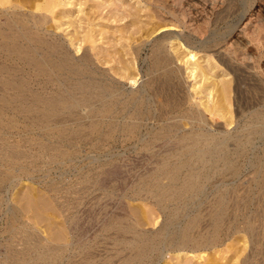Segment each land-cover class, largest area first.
<instances>
[{"label":"bare ground","instance_id":"bare-ground-1","mask_svg":"<svg viewBox=\"0 0 264 264\" xmlns=\"http://www.w3.org/2000/svg\"><path fill=\"white\" fill-rule=\"evenodd\" d=\"M130 1L100 0L99 5H105L102 11L107 8L103 16L102 11L95 15L97 6L84 13L85 22L74 25L69 12L75 6L82 12V0H0V133L22 132L24 140L38 151L32 155L34 161L40 157L53 162L70 148L72 164L82 158L76 150L78 143L101 148L97 152L104 163H110L111 146L120 138L135 134L139 150L147 149L154 138L169 139L174 146L157 157L147 184H142L166 213L165 223L147 232L132 221L133 225L113 218L95 242H70V264H157L162 260L163 264H222L224 255L214 252L208 256L206 249L220 239L216 233L229 209L227 202L254 196L264 203V154H250L264 135V107H259L264 106V99L252 97L243 88L245 67H254L252 60L264 47V0H251L259 1L254 12L244 10L246 1L237 22L224 24L229 28L225 43L211 31V19L228 12V0ZM127 17L119 37L111 39L104 27L97 28L103 19L111 23ZM69 27L74 30L58 38V31L64 33ZM213 53L230 65L219 67ZM108 63V68L101 67ZM256 71L264 80L262 70ZM139 74L143 78L130 87L128 83L135 82ZM189 79L193 83L188 84ZM214 122L217 130L212 129ZM220 122L232 126L231 130L218 129ZM142 125L144 132L139 131ZM230 143L233 148H228ZM20 148L7 139L0 145V151L15 164L24 156ZM90 153L86 164L103 162ZM246 157L251 167L242 171L239 159ZM214 174H227L226 178L229 175L238 184L234 181L237 185L232 189L225 183L216 187L205 207L196 198ZM25 202L37 211L48 206V201L29 189ZM180 215L186 216L183 225L171 230ZM203 217L211 229L199 230ZM22 231L26 235L23 254L33 248L31 260H48L57 251L37 233L27 228ZM234 258L227 262L229 257L226 264H234Z\"/></svg>","mask_w":264,"mask_h":264},{"label":"rangeland","instance_id":"rangeland-1","mask_svg":"<svg viewBox=\"0 0 264 264\" xmlns=\"http://www.w3.org/2000/svg\"><path fill=\"white\" fill-rule=\"evenodd\" d=\"M228 1L227 4L228 6L230 5V7H227V5H225L227 8L224 7L226 9L230 8L228 9V14L226 13V10L225 12L221 13L220 16L218 14L216 16V19L214 18L213 14H209L210 17L213 16L212 18H214V21L213 19H210L213 24H215L213 25L211 22V31L215 32L217 38L219 36L220 39L226 38L224 40L222 39V43H225V41L228 40L227 38L229 37V28L227 26H224V24L226 23L225 25H230L234 21V23L237 22V15L240 14V11L245 8L244 6H246V1L250 5L247 4L248 8L246 6L244 10L249 9L250 12H254L253 10L257 7L256 3H259V1H254L252 3L251 0H239L241 3L240 4L237 3V0H232V2L235 1L233 5L232 2L231 4ZM82 2H84V4L82 5V7H84V10L82 12H77L78 6L71 8V11L69 12V19L70 17L75 18V22L73 23L74 25H79L80 22H85L84 13L86 11L91 13L90 9L96 8L98 6L95 15L99 16L100 11H102V8L105 6L99 5L100 0H82ZM132 2L133 0L130 1V3ZM240 5H242V7ZM67 7L70 8V4ZM231 7L233 8V10ZM105 9L102 11V16L103 14H105ZM131 10L134 11L133 8ZM229 10L233 13L231 12L230 14ZM142 13L143 12H141V14ZM202 13L206 14L204 12ZM92 15L94 16V14ZM224 18H226L227 20ZM128 21L129 17L119 22L113 21L111 23H105L103 19L100 21V24L102 25H98L97 28L104 27L106 36L112 39L116 36L119 37L122 25ZM213 28L216 30H214ZM226 29H228V31H226ZM73 30V27H69L64 33H60V31H58L57 36L58 38L63 39L62 36L66 32ZM78 30H81V28L78 27ZM181 30L182 29H180L179 31ZM101 47L106 48L109 47V45L103 44L101 45ZM70 50L73 51V47L70 46ZM81 51L82 49L78 53H76V56H79L81 54ZM214 51L216 52L215 49L213 50V52ZM258 52L260 53V56L258 53L257 55L255 54L256 56H254V59L257 62L255 60H252L251 65L254 64V67L247 66L248 68L245 67L246 69L243 71L244 76L246 74V82L245 84L242 83V86L243 84L245 85V87L243 86V88H245L246 93L249 92V94L252 95V97L254 96V98H256V96L258 95L257 98H261L263 101L264 80H262V77H258L259 75L256 70H262V72L264 73V47L259 49ZM143 56H146V54L143 53ZM214 56L213 57L216 58L214 60L218 61L219 63H217L221 65L219 67L224 68L225 66L230 65L227 61H225L226 63H224L221 61V59H217L218 54L216 55L215 53ZM258 57L259 59H257ZM109 66H111V63L101 65V67L103 68H108ZM140 78H143L141 77V74L136 77L135 82L128 83V85L130 87H135L141 80ZM191 80L192 79H189L187 83L191 84ZM122 81L127 83L126 80L122 79ZM258 105L259 104L255 106ZM260 106L261 108L264 107L263 105H259V107ZM214 123L212 125V129L217 130V127L219 126L216 122ZM220 123L222 124V122ZM220 123H218L220 127H226V131L231 130L232 126H225V123H223L222 125ZM144 125L139 128V131H145ZM224 127L218 129L224 130ZM126 137L129 138V140ZM126 137L120 138L117 143L113 141V145L111 146L114 152L112 162L104 163L103 157L101 158V154L97 152L100 151L101 148L95 147L94 150L91 145L78 143L76 144V147L82 149V152L76 147L75 148L77 152H80L78 154L83 159L80 158V161L77 160L79 161V163H77L76 161V164H72L70 163V148L69 150H67L65 155L62 156L63 158L59 157L53 162H51L52 160H49V162L47 161V159L44 160L42 158L44 160L43 161L40 157H36L37 159L34 158V161L32 159V155L36 154L35 152L38 153V151H36L37 149L32 147L27 141L24 140L25 138L22 132L13 133L11 136L0 133V145H2L4 143V140L6 139L7 143L17 142L21 146L20 149L24 153V156H22L21 158L18 157L20 159H18L17 162L20 164H17V162L15 164L12 161L10 162V160H8V157L0 151V264H13L14 262V264H70V242H78L79 245H81L82 243L95 242V236L97 237V235H101L102 233H104L103 230H105V228L109 226L113 218H117V220L119 218V220L121 221L123 219V222L127 221L126 223L129 224H132L134 222L133 224H136L135 227L137 226V229L147 232H154L159 229V226L161 227V225L165 223L164 221H166V213L164 212V210H161V208H158V205L154 203L151 194H149L147 189V191L145 190V187H143V185L147 184L146 181L149 180V175L152 172L153 167L155 166V162H157L159 156L164 153L163 150H165L166 148L170 149V147L172 148V146L174 145H172V141L164 137H162L161 139L154 138V141H151L150 143L153 145V143L156 141L153 145L156 146L152 148L153 146H151V144L150 146L148 145L146 147L147 149H149L147 152V149L145 148H140L139 150L140 143L137 139H135V134H131ZM164 140L169 141L165 142ZM26 142L29 145H27ZM113 146L115 147L114 149ZM232 146L233 145L230 143L228 148H233ZM256 146L252 148L253 150L251 149L252 151H250V154L252 156H254L253 154H264V135L259 138ZM150 148L153 150V153L155 152L154 154L152 153V150ZM261 148H263V150ZM87 150L89 152H86ZM90 151L92 153H90ZM89 153L90 155L96 153L95 156H98V158L103 161V164L97 163L93 164L92 166L88 163L86 164V157L89 156ZM250 154L249 157L253 158ZM83 156L85 157V159ZM249 157L239 159V165L241 166L242 171H247L249 170V167H251L250 164L252 161ZM241 160H244L243 163ZM247 162H249L250 164H247ZM227 174H225V176H227ZM86 175H88V178H86L85 180L84 176ZM216 175L217 174H214V176L211 175L210 178L205 180V189H203L202 193H200L196 198L197 200L200 199L199 203H201L202 206L209 207L207 203H210L209 201H211V199L213 198L211 195L215 192L216 187L218 188L222 184V186L225 185V187H229L232 189L238 184V182L234 180L237 183L235 184V182L229 175L227 178L222 174H219V176ZM141 180L143 181V183ZM231 180L234 182L233 185ZM23 184H26V186L24 187ZM82 185H84V187ZM240 185L242 187L246 185L244 186V188H248L247 184ZM141 187L143 188L142 190ZM27 189L32 190L33 192L38 194V196L40 195L46 201H48V206L41 207L39 211L36 210V206H28L25 202V194L27 192ZM229 198L231 199L232 196ZM239 199L240 201H238ZM239 199H235L234 204L232 203L234 202L233 198L232 201H229L228 199L231 206L227 202L226 205L227 207L229 206V209H227L226 215L224 216L222 222L223 224H220L218 228L219 230H217L218 233H216L218 234L217 238L220 239L216 240L215 244H212L213 246L210 245L206 249V253L208 254V256H210L214 252L217 254V256L220 253L221 257L222 255H224V257H222V259L220 260V263L222 264H226L230 260H233L231 258H234L233 255L236 253L237 255L234 258V262L231 261L234 264H244L243 261L245 258L248 259V264H264V203L262 201H256L254 196H247V198L243 196L242 201L241 197H239ZM237 201L239 205L237 204ZM256 204L258 206H256ZM262 204L263 206L261 209L260 205ZM201 205L200 207L202 208ZM232 205H235L237 208L235 206H233L234 208H232ZM179 218L178 220L176 219V221L178 222L179 220H181V222L177 224V222L175 221L173 223V226H170L171 230H173V227V231L178 230L181 225H183L186 216L180 215ZM127 219L130 221H128ZM203 219L204 220L202 221H204V223L201 221V223L197 226L198 228L199 226L202 228H200L199 230H206L207 228L211 229V226L209 224L205 226V221L207 222V220H205L204 217ZM174 225H177L176 229ZM178 226L180 227L178 228ZM22 228H27L28 230L35 232V234L37 233V236L47 240L56 248L57 251L52 256H50L48 260H31L30 256H33V248H27L29 254H23V251L26 250V247L24 249L26 235L23 233ZM231 246L234 248H232ZM170 252L173 251L170 250ZM167 255L165 256V258L169 259V255ZM229 257L230 259L226 262ZM165 258L164 260H167ZM192 261H195V259ZM162 262L163 260L161 262L159 261L158 263L163 264Z\"/></svg>","mask_w":264,"mask_h":264}]
</instances>
